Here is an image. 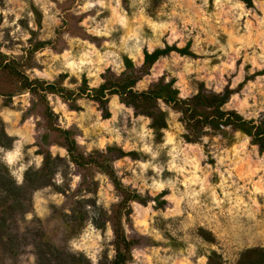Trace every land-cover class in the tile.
Listing matches in <instances>:
<instances>
[{
  "label": "rangeland",
  "instance_id": "374dc122",
  "mask_svg": "<svg viewBox=\"0 0 264 264\" xmlns=\"http://www.w3.org/2000/svg\"><path fill=\"white\" fill-rule=\"evenodd\" d=\"M187 43L191 55L159 58L135 89L173 78L181 99L227 90L223 109L258 119L264 0L251 7L242 0H0V63L14 64L0 68V129L8 136L0 139V164L24 188L14 196L0 187L8 206L4 215L0 206V264H37L39 248L52 261L49 245L91 264L114 258L111 216L120 195L105 173L71 160L56 128L69 130L84 154L109 146L134 152L111 162L124 186L150 198L130 202L129 218H122L132 242L128 264H209L213 251L212 264H234L243 250L264 248V153L249 136L187 127L182 112L161 99L166 126L154 131L151 118L117 94L109 96L105 117L90 98L69 102L47 93L50 123L38 96L16 77L60 80L74 92L84 78L90 88L106 75L117 78L124 56L138 69L145 50ZM45 156L47 177L24 187L25 172L41 169ZM156 197L166 203L159 206Z\"/></svg>",
  "mask_w": 264,
  "mask_h": 264
},
{
  "label": "trees",
  "instance_id": "16d2710c",
  "mask_svg": "<svg viewBox=\"0 0 264 264\" xmlns=\"http://www.w3.org/2000/svg\"><path fill=\"white\" fill-rule=\"evenodd\" d=\"M247 6H252V0H242ZM45 42H41L38 45L43 46ZM175 51L182 55H191L189 50V43L184 47L178 48L176 46H164L163 48H155L149 52L145 50L143 52V62L140 68L136 69L133 62L127 56L123 57V64L125 71L120 74L117 78L111 75L104 76V80L97 87H88L85 84V78L83 84L78 87L74 92L62 86L60 80L56 81H45L39 79H29L23 73L17 72L16 77L18 78L21 87L28 89L29 91L36 94L43 105V113L46 119L52 123L55 117L54 112L47 104L45 99L47 93H55L62 97L64 100L73 102L78 97L90 98L100 105L105 112V117L108 116L106 104L109 96L117 94L126 103L134 107L136 110L142 112L144 115L151 118V126L154 131H161L166 126L165 114L161 111L156 104V101L161 99L165 103L171 104L182 112L183 119L187 122V127L201 128L204 126L210 127L214 131L225 134L226 128H231L235 131H240L250 137L251 142L257 145L259 152L264 153V112L259 116L258 119H246L234 110H225L222 108L223 104L227 101L229 91H224L222 94H204L201 91L192 96L191 98L181 99L178 97V90L173 86L175 80L171 78L169 81L164 82L163 80L158 81L155 85L148 88L147 90L138 91L135 89V83L147 74L152 64L159 58L167 56L170 52ZM14 66V64H12ZM10 63L1 65L2 69L12 68ZM62 77V76H61ZM58 130L63 138V143L70 155L71 160L80 167L95 166L101 172L105 173L114 188L120 195L119 202L115 205L111 220L113 224L114 233V246L115 255L111 260L110 264H128V253L132 244L129 240L122 226V218H129L130 206L129 203L136 201L142 204H146L149 197H143L137 191L124 186L120 179L117 177L115 170L112 165V160L127 155L134 154V152H125L120 147L109 146L106 151H93L88 154H84L79 151L74 139L71 137V132L66 129ZM8 138L3 129H0V139ZM188 141L196 139L185 135ZM50 159L44 157V163L41 169H28L25 172L24 187L36 188L40 186V180L46 178L51 171L49 165ZM8 170L6 166L0 164V187L6 190L9 194L17 195L23 191V187L17 186L12 178L7 174ZM163 196V192L161 193ZM155 200L159 206L166 203L165 199ZM2 215L6 213L7 205L5 201L0 200ZM4 217V216H2ZM98 227H102L103 224L97 222ZM204 236L208 235V232L200 230ZM48 253L52 256V261L46 257V251L39 248L36 252L37 264H91L89 260L81 253L74 254L70 252H63L59 248L52 245L48 246ZM216 252H212L208 256V263L212 264ZM105 264V263H101ZM234 264H264V248L262 247H251L243 250L238 260Z\"/></svg>",
  "mask_w": 264,
  "mask_h": 264
}]
</instances>
